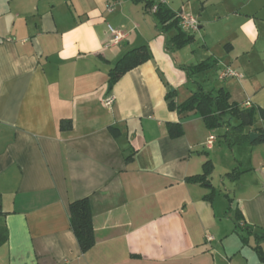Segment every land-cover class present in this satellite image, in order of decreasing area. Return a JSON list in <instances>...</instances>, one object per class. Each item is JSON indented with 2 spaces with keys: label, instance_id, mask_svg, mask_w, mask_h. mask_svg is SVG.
Masks as SVG:
<instances>
[{
  "label": "crops",
  "instance_id": "crops-1",
  "mask_svg": "<svg viewBox=\"0 0 264 264\" xmlns=\"http://www.w3.org/2000/svg\"><path fill=\"white\" fill-rule=\"evenodd\" d=\"M144 3L0 0V264H264L253 237L234 231L237 213L264 229V142L249 141L264 130V0H164L198 20L173 50L175 30L159 32ZM107 25L124 37L112 42ZM141 45L148 60L109 91V70ZM209 58L215 68L187 75ZM227 67L242 77L218 78ZM197 84L225 88L242 109L249 101L252 125L208 129L194 111L168 108L167 93L181 103ZM175 122L183 133L170 137ZM207 159L209 186L187 181ZM81 198L94 234L84 253L68 210Z\"/></svg>",
  "mask_w": 264,
  "mask_h": 264
},
{
  "label": "trees",
  "instance_id": "trees-1",
  "mask_svg": "<svg viewBox=\"0 0 264 264\" xmlns=\"http://www.w3.org/2000/svg\"><path fill=\"white\" fill-rule=\"evenodd\" d=\"M137 1V0H134ZM144 7L149 14L152 15L155 26L159 32L166 33L170 30H175V34L167 39L165 45L169 50L180 48L193 40V36L186 31H183L179 23V13L172 12L164 2H156V0H143ZM156 4V10L150 12V7ZM149 58V53L144 45L136 47L127 51L122 57H120L114 66L109 70L108 90L111 91L113 84L117 79L128 70L135 66L145 62ZM217 62L215 59L209 58L203 60L195 65L185 66V70L188 76L201 73L209 69L215 68ZM173 92L166 94L168 102V108L176 110L181 114L184 112L194 111L203 120L206 128L214 129L218 127H226L227 131L243 129L246 124L241 120L240 115L242 112H247L252 124L254 109H242L238 105L229 102V93L223 88L205 90L202 85L197 84L196 90L183 102L176 103L172 100ZM261 118H264V112L258 111ZM236 118L239 120V124L236 126L230 125V120ZM60 130H69L71 128V121L69 119L61 120L59 123ZM109 130L113 135H116V130L113 127H109ZM167 130L170 137H178L182 135L183 129L179 122L168 123ZM258 134L257 138L251 141V144L264 142V130L261 128H255L252 130ZM245 138H248V133L244 134ZM213 165L209 159L205 160L202 164L201 173L188 176L186 178L189 182H198L203 185L209 186L208 175L210 174ZM239 174V171L233 169L228 172L226 176L229 179H234ZM214 196V191L204 196L205 200H211ZM69 225L76 238L77 244L81 252H86L94 244V234L92 226V217L90 211L89 200L87 198H81L73 200L69 203ZM1 213V209H0ZM237 213V212H236ZM239 215L234 222V231L239 236L240 240L247 244V239L252 236L254 239L253 250L259 259L264 260V254L261 249V244L264 243V229L255 227L246 223L239 222ZM5 231V230H4ZM7 238L6 231L2 235L0 230V242L5 241Z\"/></svg>",
  "mask_w": 264,
  "mask_h": 264
},
{
  "label": "built area",
  "instance_id": "built-area-1",
  "mask_svg": "<svg viewBox=\"0 0 264 264\" xmlns=\"http://www.w3.org/2000/svg\"><path fill=\"white\" fill-rule=\"evenodd\" d=\"M156 2H164V0H156ZM156 10V4L152 5L150 7V12H154ZM179 27L186 32H191L197 29L198 27V20L196 17L190 15V14H182L179 13ZM107 29L109 33L111 34V40L112 42L116 43L120 41L124 37V33L118 29H115L111 27L110 25H107ZM218 78H225V77H237L241 78L242 75L231 69L230 67L225 68L223 71H220L217 74ZM114 100V96L112 94H107L105 97H103L102 102L105 106L109 107L112 105ZM244 107L248 108L250 107V102L246 101L243 104ZM212 142V137H209L207 140V144H211Z\"/></svg>",
  "mask_w": 264,
  "mask_h": 264
},
{
  "label": "water",
  "instance_id": "water-1",
  "mask_svg": "<svg viewBox=\"0 0 264 264\" xmlns=\"http://www.w3.org/2000/svg\"><path fill=\"white\" fill-rule=\"evenodd\" d=\"M240 118L246 125H248L250 123V119L248 117L247 112H245V111L242 112L241 115H240ZM257 136H258V134L256 132L251 131L249 133V141L250 142L253 141L254 139L257 138Z\"/></svg>",
  "mask_w": 264,
  "mask_h": 264
},
{
  "label": "rangeland",
  "instance_id": "rangeland-1",
  "mask_svg": "<svg viewBox=\"0 0 264 264\" xmlns=\"http://www.w3.org/2000/svg\"><path fill=\"white\" fill-rule=\"evenodd\" d=\"M252 125V124H251Z\"/></svg>",
  "mask_w": 264,
  "mask_h": 264
}]
</instances>
